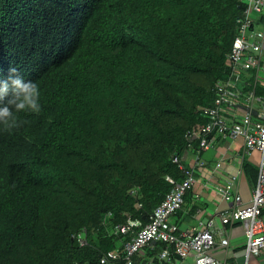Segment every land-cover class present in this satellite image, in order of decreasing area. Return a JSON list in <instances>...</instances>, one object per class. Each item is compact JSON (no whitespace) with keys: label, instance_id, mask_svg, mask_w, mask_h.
<instances>
[{"label":"trees","instance_id":"obj_1","mask_svg":"<svg viewBox=\"0 0 264 264\" xmlns=\"http://www.w3.org/2000/svg\"><path fill=\"white\" fill-rule=\"evenodd\" d=\"M242 8L0 0V76L16 66L42 93L39 110L0 129V264H98L128 239L110 234L115 225L148 221L170 190L164 177L183 178L173 154L182 158L185 135L205 122L199 107L229 73ZM242 169L253 187L256 167Z\"/></svg>","mask_w":264,"mask_h":264},{"label":"built area","instance_id":"obj_2","mask_svg":"<svg viewBox=\"0 0 264 264\" xmlns=\"http://www.w3.org/2000/svg\"><path fill=\"white\" fill-rule=\"evenodd\" d=\"M242 12L236 19L237 34L227 54L229 73L214 84L212 104L200 107L205 122L185 135L186 150L191 154L194 166L186 167L182 158L172 157L183 178L176 181L170 176L164 180L170 185L169 192L154 208L148 221L127 218L113 227L110 234L128 239L121 249L101 254L98 264H223L215 260L212 252L216 244L227 248L226 238L215 239V220L221 225L241 224L245 235L244 264H264V96L255 95L259 71L263 70L264 58V0H240ZM243 76L253 78L251 84ZM218 138H241V156L244 159L254 151L259 157L257 176L251 188V196L243 203L233 179L217 187V194L229 202V208L215 217L197 219L196 225L180 230L171 217L181 210L184 196L195 183L194 170L203 167L201 154L210 150ZM197 147H193V142ZM243 162V161H242ZM220 162L215 164L219 168ZM140 207V204H137ZM79 247L87 245L86 230L75 235ZM140 251H144L142 256Z\"/></svg>","mask_w":264,"mask_h":264},{"label":"crops","instance_id":"obj_3","mask_svg":"<svg viewBox=\"0 0 264 264\" xmlns=\"http://www.w3.org/2000/svg\"><path fill=\"white\" fill-rule=\"evenodd\" d=\"M239 149L232 147L233 139L230 138H218L215 145L210 150L201 154V159L208 167V171L203 178V172L199 173L195 168V183L192 189L184 196V204L181 210L173 217L171 221L175 223L180 230H187L196 225L197 219L206 220L211 217H215L220 212L229 208V202L223 200L216 191L217 187H221L225 182L233 179L234 186L240 194L243 203H247L251 196L252 186L249 184L245 175L243 174L244 162H250L256 165L259 157L258 152H253L250 156L244 159L241 156V143L239 138ZM183 156L184 163L188 159H192L191 154ZM243 161V162H242ZM220 162L219 168L215 167V164ZM186 164V163H185ZM194 164V163H193ZM187 166H191L186 164ZM197 178L202 180L201 183L195 188ZM255 184V183H254ZM254 186V185H253ZM264 219V213H263ZM243 232L241 224L236 223L233 225H221L218 219L215 220V239L219 241L220 238H226L228 240L227 248H219L216 244L212 254L223 253V260H217L223 264H238L237 253L234 252L241 243L245 245V237L242 240L232 241L233 238L240 235ZM233 253V256L227 259L228 253ZM251 258V260H250ZM249 258L250 264H255L256 260L253 257ZM245 262V261H244ZM244 264V263H243Z\"/></svg>","mask_w":264,"mask_h":264},{"label":"clouds","instance_id":"obj_4","mask_svg":"<svg viewBox=\"0 0 264 264\" xmlns=\"http://www.w3.org/2000/svg\"><path fill=\"white\" fill-rule=\"evenodd\" d=\"M41 94V88L35 81L26 79L16 66H10L7 69V74L0 76V101H3V103H0V129L11 131L18 127L21 121L18 119L17 114L21 111L39 110L41 108ZM183 156L184 153L182 155V163L186 167H192L184 163ZM76 233L72 235V239L74 240Z\"/></svg>","mask_w":264,"mask_h":264},{"label":"rangeland","instance_id":"obj_5","mask_svg":"<svg viewBox=\"0 0 264 264\" xmlns=\"http://www.w3.org/2000/svg\"><path fill=\"white\" fill-rule=\"evenodd\" d=\"M262 66L264 67V58L262 59ZM258 86L259 87H264V71L263 70H260L259 71V75H258ZM239 141H240V139L239 138H237V139H235V140H233V144H232V147L235 149V147H237L236 149H239ZM206 152V151H205ZM185 163L186 164H188V165H191V166H193V161H192V159H188L187 160V162L185 161ZM255 166V165H254ZM196 171L197 172H203V178L205 177V173H206V171H208V167L207 166H203V167H198V168H196ZM205 172V173H204ZM201 181L202 180H200V179H198L197 178V183L195 184V188H197L198 187V185L201 183ZM187 204H188V202H187ZM187 204H184V205H187ZM264 211V210H263ZM172 219V218H171ZM264 220V219H263ZM245 237V235H244V233H240V235H238L237 237H235V238H233L232 239V241H238V240H242L243 238ZM237 248H239V249H236L234 252H236V251H238L239 253H237V262H238V264H243L244 263V261H245V258H244V256H243V248H244V246H243V243H241L239 246H237ZM139 254L140 255H144L145 254V252L144 251H140L139 252ZM212 256H213V258L215 259V260H223V253H221V254H212ZM233 256V253H231V252H229L228 253V255H227V259H229V258H231ZM250 260H251V258H250Z\"/></svg>","mask_w":264,"mask_h":264},{"label":"water","instance_id":"obj_6","mask_svg":"<svg viewBox=\"0 0 264 264\" xmlns=\"http://www.w3.org/2000/svg\"><path fill=\"white\" fill-rule=\"evenodd\" d=\"M176 155H177V154H176V153H174V154H173V157H175Z\"/></svg>","mask_w":264,"mask_h":264}]
</instances>
